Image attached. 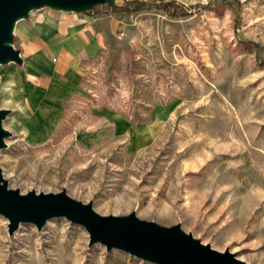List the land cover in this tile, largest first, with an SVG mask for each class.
I'll list each match as a JSON object with an SVG mask.
<instances>
[{
    "label": "rangeland",
    "instance_id": "obj_1",
    "mask_svg": "<svg viewBox=\"0 0 264 264\" xmlns=\"http://www.w3.org/2000/svg\"><path fill=\"white\" fill-rule=\"evenodd\" d=\"M175 1L188 14H69L74 44L48 26L63 12L22 20L23 62L0 65V84L17 82L0 167L21 192L65 189L264 264V0ZM7 225L0 264H155L65 218Z\"/></svg>",
    "mask_w": 264,
    "mask_h": 264
},
{
    "label": "water",
    "instance_id": "obj_2",
    "mask_svg": "<svg viewBox=\"0 0 264 264\" xmlns=\"http://www.w3.org/2000/svg\"><path fill=\"white\" fill-rule=\"evenodd\" d=\"M126 0H0V65L22 64L21 50L14 44L16 24L43 7L65 13H83L97 4L121 7ZM1 80V78H0ZM11 111H0V151L7 146L4 120ZM0 215L8 221V233L21 223L41 229L51 218L78 223L88 233L89 244L100 243L107 250L118 249L155 264H254L237 257L229 248L217 250L180 224L164 226L139 218L134 211L126 215L100 214L92 201L83 202L65 189L57 192H21L9 187L0 167Z\"/></svg>",
    "mask_w": 264,
    "mask_h": 264
},
{
    "label": "trees",
    "instance_id": "obj_3",
    "mask_svg": "<svg viewBox=\"0 0 264 264\" xmlns=\"http://www.w3.org/2000/svg\"><path fill=\"white\" fill-rule=\"evenodd\" d=\"M98 7H105L104 11L108 13L109 11H141L150 8H156L164 13H166L171 18H176L180 14H188L187 11H182L181 6L176 3L175 0H126L123 6L116 7L109 4H97L90 10L85 11L84 13L94 12Z\"/></svg>",
    "mask_w": 264,
    "mask_h": 264
},
{
    "label": "crops",
    "instance_id": "obj_4",
    "mask_svg": "<svg viewBox=\"0 0 264 264\" xmlns=\"http://www.w3.org/2000/svg\"><path fill=\"white\" fill-rule=\"evenodd\" d=\"M69 14H75V15H83L84 17L87 16V14L85 13H65L63 12V17L65 18L63 21L61 22H55V21H50L49 22V27L53 28V29H56L57 32H58V36L60 38H66L69 42V44H71V42L74 44L75 42H77L79 39V35H78V30L79 28L78 27H74V26H68L67 25V21L71 20L72 18L68 17ZM22 22L19 21L17 24H16V27H15V33L14 35L17 34V28H20L21 32H22V35L19 39V43H18V47L20 50H21V55H22V50L23 48H25L24 46H26V42L29 43L30 41V37L28 35V33L30 32V29L29 28H26L25 25H20L18 27V24ZM35 41V40H34ZM33 42V41H32ZM22 58H23V55H22Z\"/></svg>",
    "mask_w": 264,
    "mask_h": 264
},
{
    "label": "clouds",
    "instance_id": "obj_5",
    "mask_svg": "<svg viewBox=\"0 0 264 264\" xmlns=\"http://www.w3.org/2000/svg\"><path fill=\"white\" fill-rule=\"evenodd\" d=\"M17 88V82L14 77L10 76L7 81H3L2 84H0V93L6 95L9 97V99H6L3 101L4 107H0V111H11L7 106L13 103L12 97L16 96L15 89ZM20 91H23V89H20ZM5 131L11 132V129L5 128ZM24 135H27V130H24Z\"/></svg>",
    "mask_w": 264,
    "mask_h": 264
}]
</instances>
